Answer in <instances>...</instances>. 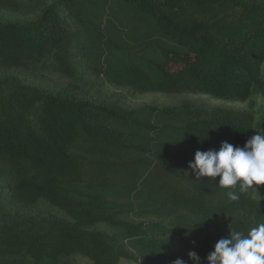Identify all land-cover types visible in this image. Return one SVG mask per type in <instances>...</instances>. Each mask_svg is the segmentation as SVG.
I'll use <instances>...</instances> for the list:
<instances>
[{"label":"trees","instance_id":"16d2710c","mask_svg":"<svg viewBox=\"0 0 264 264\" xmlns=\"http://www.w3.org/2000/svg\"><path fill=\"white\" fill-rule=\"evenodd\" d=\"M263 65L264 0H0V264H207L247 235L264 185L229 202L188 165L264 134Z\"/></svg>","mask_w":264,"mask_h":264},{"label":"clouds","instance_id":"9594fccd","mask_svg":"<svg viewBox=\"0 0 264 264\" xmlns=\"http://www.w3.org/2000/svg\"><path fill=\"white\" fill-rule=\"evenodd\" d=\"M197 180L208 178L227 189L229 202H238L240 194L254 186L264 185V134L257 132L243 147L222 142L219 150L197 151L188 165ZM239 188V194L235 191ZM193 264H202L195 252L188 253ZM207 264H264V222L252 227L247 235L230 230V238H222L207 256ZM173 264H187L177 258Z\"/></svg>","mask_w":264,"mask_h":264},{"label":"rangeland","instance_id":"374dc122","mask_svg":"<svg viewBox=\"0 0 264 264\" xmlns=\"http://www.w3.org/2000/svg\"><path fill=\"white\" fill-rule=\"evenodd\" d=\"M262 69H263V76H264V65ZM129 97H130L129 102H132V105H143V104H158V105H169L170 104L171 105V104L177 103L179 100L182 99L181 97H169V96H165L161 94H146V95H135V96H131L129 94ZM192 99H197V98H192ZM253 100L255 102L257 109L263 105L262 99L260 97H255ZM206 101L210 102L207 99ZM215 104H219V103H215ZM223 105L227 107L241 109V110L242 109L249 110L248 103L240 104V105L239 104H223ZM260 186L261 185L254 186V187H256L257 189ZM40 207H41V210H47L60 218H68L67 215L51 207L48 203L43 202L40 204ZM70 264H91V262L84 257L76 256L70 259ZM121 264H134V263L123 260Z\"/></svg>","mask_w":264,"mask_h":264}]
</instances>
